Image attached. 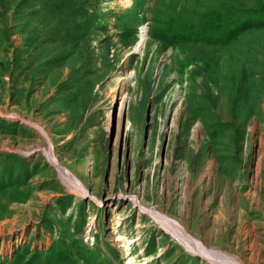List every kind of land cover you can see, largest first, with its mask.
Here are the masks:
<instances>
[{
	"label": "rangeland",
	"instance_id": "rangeland-1",
	"mask_svg": "<svg viewBox=\"0 0 264 264\" xmlns=\"http://www.w3.org/2000/svg\"><path fill=\"white\" fill-rule=\"evenodd\" d=\"M154 211L264 264V0H0V264H226Z\"/></svg>",
	"mask_w": 264,
	"mask_h": 264
},
{
	"label": "bare ground",
	"instance_id": "bare-ground-1",
	"mask_svg": "<svg viewBox=\"0 0 264 264\" xmlns=\"http://www.w3.org/2000/svg\"><path fill=\"white\" fill-rule=\"evenodd\" d=\"M143 34L144 33H142L141 35L143 36ZM37 127L42 133H44V131L42 130L41 127H39V126H37ZM47 155H48L50 161L59 169V171L61 173V176L64 178V180L71 182L72 186L74 188L82 190L80 183L77 180H75L73 178V176H71V174H69L64 168H62L58 164L57 160L54 158V155L51 153V148H49V150H47ZM150 213H152L153 217H155L160 223H162L163 226H165L166 229L170 230L172 233L177 235V237L181 241H183V243L186 246L192 247V249L194 251H198L201 254L207 255L209 257H210V255H217L226 264H240L236 260L233 263L232 262H228L229 259L227 257H225L224 255H222L220 252H216V251L207 249L204 245H202V243H200L199 241L194 240L193 238H191L176 221L171 220V219L167 218L166 216L161 215V214H159V213H157L155 211L154 212H150Z\"/></svg>",
	"mask_w": 264,
	"mask_h": 264
},
{
	"label": "trees",
	"instance_id": "trees-1",
	"mask_svg": "<svg viewBox=\"0 0 264 264\" xmlns=\"http://www.w3.org/2000/svg\"><path fill=\"white\" fill-rule=\"evenodd\" d=\"M164 35L169 40H191V34H186L184 31L173 29L171 31L166 30Z\"/></svg>",
	"mask_w": 264,
	"mask_h": 264
}]
</instances>
